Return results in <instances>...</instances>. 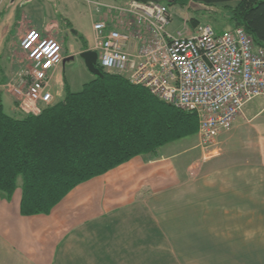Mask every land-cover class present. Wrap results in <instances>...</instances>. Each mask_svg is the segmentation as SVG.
I'll return each mask as SVG.
<instances>
[{
    "label": "crops",
    "instance_id": "crops-1",
    "mask_svg": "<svg viewBox=\"0 0 264 264\" xmlns=\"http://www.w3.org/2000/svg\"><path fill=\"white\" fill-rule=\"evenodd\" d=\"M21 3L0 0V102L16 117L24 115L13 111L8 84L19 31L31 29ZM263 108H243L212 157L199 148L197 126L78 184L47 214H21L19 183L11 198L0 195V264H264Z\"/></svg>",
    "mask_w": 264,
    "mask_h": 264
},
{
    "label": "built area",
    "instance_id": "built-area-1",
    "mask_svg": "<svg viewBox=\"0 0 264 264\" xmlns=\"http://www.w3.org/2000/svg\"><path fill=\"white\" fill-rule=\"evenodd\" d=\"M92 25L96 66L146 89L158 100L198 120L199 148L212 157L218 134L228 130L244 106L264 96V47L241 27L221 32L198 25L170 33V12L156 2L111 0ZM25 62L11 78L13 111L36 115L53 104L55 76L64 57L55 39L28 30L19 39ZM264 115V108L260 112Z\"/></svg>",
    "mask_w": 264,
    "mask_h": 264
},
{
    "label": "trees",
    "instance_id": "trees-1",
    "mask_svg": "<svg viewBox=\"0 0 264 264\" xmlns=\"http://www.w3.org/2000/svg\"><path fill=\"white\" fill-rule=\"evenodd\" d=\"M156 1L179 7L223 5L231 27L243 28L264 47V0ZM99 70L102 76L79 92L65 85L63 97L36 115H8L0 102V195L11 198L21 179L22 215L47 214L78 184L196 133L194 113Z\"/></svg>",
    "mask_w": 264,
    "mask_h": 264
},
{
    "label": "rangeland",
    "instance_id": "rangeland-1",
    "mask_svg": "<svg viewBox=\"0 0 264 264\" xmlns=\"http://www.w3.org/2000/svg\"><path fill=\"white\" fill-rule=\"evenodd\" d=\"M92 1L101 2L109 6L112 3L111 0ZM156 3L166 7L170 12L171 19L167 30L172 34L178 31L182 33L185 31L187 33L192 32L198 25H208L217 32L231 28V24L228 21L230 14L224 11L223 5L179 7L177 5L167 6L163 2L156 1ZM21 5L22 7H19V10L25 15L23 27L27 25L26 27L31 28L29 30H38L42 34L56 38L62 43L65 50L64 62H62V75L65 77L64 83L69 87L70 91L78 92L81 86L85 82H90L94 76L86 69L84 61L77 50L84 43L89 44V46L93 44L92 23L102 19V13L105 10L96 12L95 5L87 4L86 0H30L28 3L22 0ZM62 18L69 20L71 26L69 27L65 22H62ZM193 23H196V25L193 26ZM76 32L78 35H75ZM20 34L23 36L25 32L20 30ZM17 48L19 49V46ZM18 53L19 55L15 61L16 66L18 64L17 69H19V64L25 62V54L20 49ZM56 78L59 80L58 77ZM56 90L59 94V99H61L64 95L63 82L61 86H56ZM262 107H264V96H258L244 106V111H259ZM19 183L21 184V179H18Z\"/></svg>",
    "mask_w": 264,
    "mask_h": 264
},
{
    "label": "water",
    "instance_id": "water-1",
    "mask_svg": "<svg viewBox=\"0 0 264 264\" xmlns=\"http://www.w3.org/2000/svg\"><path fill=\"white\" fill-rule=\"evenodd\" d=\"M14 1V0H13ZM117 1V0H113ZM140 3L156 2V0H132ZM190 7H199L198 4L191 3ZM80 57L83 59L84 64L88 72L95 77H101L102 73L96 66L97 53L92 50L83 51L80 53Z\"/></svg>",
    "mask_w": 264,
    "mask_h": 264
},
{
    "label": "bare ground",
    "instance_id": "bare-ground-1",
    "mask_svg": "<svg viewBox=\"0 0 264 264\" xmlns=\"http://www.w3.org/2000/svg\"><path fill=\"white\" fill-rule=\"evenodd\" d=\"M93 24H94V22H93Z\"/></svg>",
    "mask_w": 264,
    "mask_h": 264
}]
</instances>
